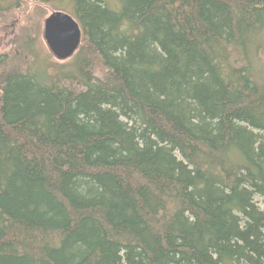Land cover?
Segmentation results:
<instances>
[{"label": "trees", "instance_id": "obj_1", "mask_svg": "<svg viewBox=\"0 0 264 264\" xmlns=\"http://www.w3.org/2000/svg\"><path fill=\"white\" fill-rule=\"evenodd\" d=\"M37 1L82 40L0 56V264H264V0Z\"/></svg>", "mask_w": 264, "mask_h": 264}, {"label": "rangeland", "instance_id": "obj_2", "mask_svg": "<svg viewBox=\"0 0 264 264\" xmlns=\"http://www.w3.org/2000/svg\"><path fill=\"white\" fill-rule=\"evenodd\" d=\"M56 4L42 3L37 0H24L20 8L15 9L13 15L0 17V56L12 48L11 42L14 38L23 37L27 34L34 38L35 49L43 64L36 62V69H41L51 62H62L57 60L46 46L43 40V23L52 11L58 10ZM18 49V50H17ZM16 52L19 53V48ZM259 61L264 62V53H258ZM1 58V57H0ZM32 57H28V59Z\"/></svg>", "mask_w": 264, "mask_h": 264}, {"label": "water", "instance_id": "obj_3", "mask_svg": "<svg viewBox=\"0 0 264 264\" xmlns=\"http://www.w3.org/2000/svg\"><path fill=\"white\" fill-rule=\"evenodd\" d=\"M43 40L57 60L65 61L79 48L82 30L72 14L54 10L44 19Z\"/></svg>", "mask_w": 264, "mask_h": 264}]
</instances>
